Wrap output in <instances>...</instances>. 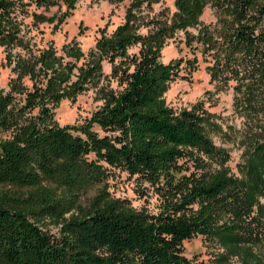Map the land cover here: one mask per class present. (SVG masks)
Listing matches in <instances>:
<instances>
[{"label": "trees", "instance_id": "trees-1", "mask_svg": "<svg viewBox=\"0 0 264 264\" xmlns=\"http://www.w3.org/2000/svg\"><path fill=\"white\" fill-rule=\"evenodd\" d=\"M77 1L0 0L10 75L0 89V264H264V143L235 177L205 136L201 105L176 113L164 98L198 53L211 83L234 80L235 93L264 106V0H172V12L130 0L86 53L74 39L59 50L36 42L23 26L28 8L64 7L60 17L29 15L37 35L41 24L56 29ZM206 6L214 24L200 21ZM169 42L192 57L163 63ZM87 92L100 103L89 119L57 126L53 110ZM112 171L134 178L156 212L111 198ZM194 236L206 261L183 255Z\"/></svg>", "mask_w": 264, "mask_h": 264}, {"label": "rangeland", "instance_id": "rangeland-1", "mask_svg": "<svg viewBox=\"0 0 264 264\" xmlns=\"http://www.w3.org/2000/svg\"><path fill=\"white\" fill-rule=\"evenodd\" d=\"M130 0H78L74 10L65 21L53 29L52 25L41 24L37 31L33 29L29 15L33 8H28V16L22 22L26 28H32L31 35L36 36V42L40 39L42 44L52 43L56 50L70 40H75L81 51L86 53L98 38L99 33L104 31L110 34L116 26L122 23L123 12ZM167 8L172 12V0H161V4L154 6V10ZM64 7L50 8L48 11L39 10L44 16L60 17ZM200 21L205 24H214L216 15L209 6L203 9ZM55 25V24H54ZM181 35L179 34L178 37ZM41 45V44H40ZM192 55L183 46L175 47L169 42L161 52V61L167 63L177 59H190ZM208 65L202 57L196 54V68L186 80H175L168 86L164 95L165 103L173 111L190 110L194 105H201L204 117V133L214 147L224 150L228 154L225 166L235 177L239 174L237 169L250 157L252 148L256 144L264 143V106L260 103L244 99L241 94L235 93L234 80H227L225 84L211 83L205 72ZM103 74H109V66L103 64ZM184 75V73H183ZM9 70L4 66L3 54L0 49V89H4L9 79ZM111 87L116 89L112 82ZM92 92L79 95L73 102L63 101L54 110V121L59 127L80 126L85 123L91 114L99 107ZM106 191L113 199H124L130 207L136 210L144 209L155 213L157 202L153 196L143 194L142 188L134 178L125 173L112 171L106 181ZM94 195V190L87 191L82 198V205L87 204L88 199ZM258 202L263 203L261 198ZM254 208L252 209L253 212ZM49 233L56 234V228L47 226ZM183 255L196 262L206 261L208 251L200 236H194L182 242ZM232 262L237 264L236 258Z\"/></svg>", "mask_w": 264, "mask_h": 264}]
</instances>
